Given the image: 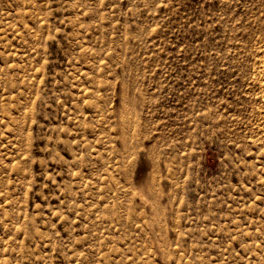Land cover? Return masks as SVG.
I'll return each instance as SVG.
<instances>
[{"label":"rangeland","instance_id":"obj_1","mask_svg":"<svg viewBox=\"0 0 264 264\" xmlns=\"http://www.w3.org/2000/svg\"><path fill=\"white\" fill-rule=\"evenodd\" d=\"M264 0H0V264H264Z\"/></svg>","mask_w":264,"mask_h":264},{"label":"bare ground","instance_id":"obj_2","mask_svg":"<svg viewBox=\"0 0 264 264\" xmlns=\"http://www.w3.org/2000/svg\"><path fill=\"white\" fill-rule=\"evenodd\" d=\"M263 74H264V70H263ZM263 86H264V83H263Z\"/></svg>","mask_w":264,"mask_h":264}]
</instances>
